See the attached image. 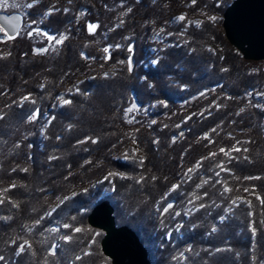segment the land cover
Instances as JSON below:
<instances>
[{
  "label": "trees",
  "instance_id": "1",
  "mask_svg": "<svg viewBox=\"0 0 264 264\" xmlns=\"http://www.w3.org/2000/svg\"><path fill=\"white\" fill-rule=\"evenodd\" d=\"M97 1L73 0L70 11L63 12L60 6L47 18L42 16L52 7L50 0L33 7L37 20L42 19L41 27L55 35H67L54 53L39 52L32 41L18 36L0 43V187L10 189L3 192L4 203L0 204V256L5 257L0 264H111L99 246L102 232L94 240V255L77 259L73 250H57L50 255L42 232L54 214L43 217L34 233L27 236L30 249L26 247L15 255L7 245L25 223L39 218L55 197L103 174L106 166L101 167V161L109 162L124 176L112 175L98 189L67 199L60 209L68 222L72 223L80 209L88 207L89 212L97 202L108 199L116 223L137 233L152 264H171L169 257L180 250L188 253L184 264H264V224L260 223L264 221V204L255 197L249 208H235L239 217L233 214L225 223H216L214 233L210 226L216 216L205 217V208L188 219L179 218L183 222L181 237L173 235L156 247L158 258L152 251L160 234L153 216L158 213L157 206L168 186L178 180L180 165L190 163L203 150L229 148L236 140L241 141L240 154L228 162L232 189L241 183L251 184L264 199V97L256 94L264 90V66L244 59L228 42L221 19L216 23L203 20L199 26L179 23L176 30L180 29L182 35H176L172 45L163 44L158 63H140L150 32L146 24L160 23L180 0H132L131 11L106 39L122 45L104 60L105 55L88 30L89 23H99L103 12ZM231 2L195 0L193 6L222 16ZM91 56L105 66L116 64L118 69L107 77L102 70L96 71L78 85V91L70 96L71 104L54 105L50 122L40 136L42 115L52 94L83 72L85 57ZM129 56L133 62L131 73L127 63H118ZM25 95H30L35 104L24 102L21 106L20 98ZM159 100L165 105L150 112L149 106ZM132 102L138 110L129 114L128 118L134 120L128 123L124 110ZM202 107H209L205 114H192L182 126H175L185 113ZM34 109L40 110V116L29 122L26 117ZM153 118L158 122L152 123ZM129 130L134 132L132 139L141 158L112 160L110 148L126 139ZM204 133L210 135L212 143L205 138L196 142ZM207 165L199 172L204 174ZM119 204L124 214H120ZM88 212L80 215L79 223L85 226ZM250 225L257 228L255 236ZM151 235L153 240L149 239ZM89 236L93 238L87 230L83 239L76 237L71 247H86Z\"/></svg>",
  "mask_w": 264,
  "mask_h": 264
},
{
  "label": "rangeland",
  "instance_id": "2",
  "mask_svg": "<svg viewBox=\"0 0 264 264\" xmlns=\"http://www.w3.org/2000/svg\"><path fill=\"white\" fill-rule=\"evenodd\" d=\"M69 3V0H50V7L49 9H46L43 14V18H47L49 15H45L50 9L52 12L57 11L60 6L63 7V12H67L71 10L70 5L72 4ZM137 2L138 0H133ZM31 0H8V7L6 8H0V11L6 14L10 13H18L22 17V24L19 28L20 30V35L18 37L20 38H26L27 41H32L34 45L36 46L35 48L37 50L39 49H47L45 52H53L61 45H57L54 42L49 43L45 37L43 36H37V35H32L29 36L27 33L34 29V28H39V29H44L41 27L42 19L37 20V10L31 8H27L24 5L26 3H30ZM14 3H18L21 6L20 7H12ZM47 3V0H40V2L37 4H42L45 5ZM194 3L195 0H180L178 2V5H176V8L174 11H172L165 19H163L160 23H156L154 21H149L146 25L149 27V34L146 39V47L144 50V56L143 60L140 63H143L145 66L148 64H152V60H157L160 50L163 48V44L167 45H172L174 42L176 35L181 36L182 33L180 34L177 26L179 23L184 21V26H199L200 23L203 20H209L214 23L217 22V20L222 19L221 15L213 14V13H208L207 11H204L202 9H195L194 8ZM98 6L102 7V15H100V20L98 23V27L92 32V37H94V42L99 45V50L103 52L104 60H107L105 57H108L109 53H105L103 49L106 46H111L110 50H113L114 48H117V45L122 44H117L113 45L112 43L107 42V36L108 34L114 30L115 28H119L121 26V23L123 22V18L125 14L128 12V9L131 8L132 5V0H98L97 1ZM36 5V6H37ZM67 9V11H65ZM99 10V9H98ZM185 16V20L180 21L176 19L180 15ZM214 18V19H213ZM36 21L35 24L32 23V21ZM199 22V23H197ZM169 27V28H168ZM222 28V26H221ZM46 30L49 34H52L49 29H44ZM184 31V29H181ZM223 31V29H222ZM64 36H67L66 34H63ZM224 35V33H223ZM225 37V36H224ZM169 38H172V41H168ZM174 39V40H173ZM87 60V66L83 72H79L78 75H76L72 81L65 82L62 85H60L55 92L52 94V100L50 103L47 105L48 108H46V111L42 115V128L40 129V136H43V132L45 127L49 124V121L51 119V114L50 110L53 108L54 105H63L60 100L57 99V97H63L64 99H70V96L74 94L76 91H78V85L83 82L84 80H88L92 78L95 74L96 71L102 70V73H108V75L112 74L113 71L118 69V66L116 64H111L105 66L103 63H100L98 61L99 59H95L94 56L86 58ZM256 61V60H253ZM257 63L260 65L264 66V60H258ZM264 93V90L261 92ZM259 97L264 95H258ZM260 97V98H261ZM164 102L162 101H155L149 106V111L154 112L157 109H160L164 106ZM209 107H202L198 110L191 111L185 113L183 116L182 121L176 122L175 126H182L184 122H186L192 114H196L199 116V114H205L207 112ZM155 121L156 123L158 122L157 119H152L151 122L153 123ZM207 135L208 139V144H210L209 141H212L210 135L208 133H204L201 139H198L196 142L203 140L205 136ZM133 136L134 132L132 133V130H129L127 134L125 135L124 140H122L117 146H114L110 148V158L114 161H120V162H126L130 160H138L141 158L142 154L138 150V147L136 144L133 142ZM206 139V138H205ZM239 140H236L235 143L227 148L225 147H210L207 150H203L201 155L197 157L196 159L192 160L190 163L188 161H184L180 165V169L178 172V180L172 184H170L167 188L166 193L162 197L159 205L157 206L156 209H158V213L154 212V218H156L158 221L157 222V230H159L160 234L157 235L159 238L157 242L155 241L154 245L152 246V251L155 254V258L159 256L158 249L160 248L161 244L169 240L173 235L177 237H181V229H182V221H179L181 218L182 219H188L195 211L199 210H204L202 214L207 217L208 215H215L216 219L215 222L212 223L210 226V232L213 226H216V223H225L229 218H232L233 214L236 215L237 217V211L236 207H246L249 208L251 206V201L252 197H259V192L256 190V187L251 184H246V183H241L239 185H236L234 189H232L231 180L232 178L229 176L232 171L230 172L227 171H220V168L217 167L218 164H220L221 161H223L224 167L228 169V162L229 158L226 157L223 153L220 152L221 148H224L226 151L229 149H232L233 146L240 148L241 147V141L237 143ZM241 152V151H239ZM239 152L232 151L231 156L234 158L237 156V154H240ZM108 153V154H109ZM210 153H217L216 156L211 157L209 159L203 160L202 164L197 167V162L201 161V158L203 157H209ZM232 158V159H233ZM207 162V168L205 169L206 172L200 173L199 170L205 165ZM99 164L106 166V169L103 171V174H101L98 178L88 181L85 184H82L79 187L72 188L69 192L65 193L64 195H59L54 198V200L47 205V208L44 209L43 214L37 218L33 219L32 221H29L25 223L22 228H20L19 233H16L15 235L12 236V238L7 242V245L11 247V250L13 248V253L16 255L19 245L22 244L25 240L28 241L27 236L31 234L32 232L38 228V226L41 224H36L35 222L37 220H42V218H49L53 214V216L50 218V222L47 225V227L44 229L42 232V236L45 238V243H47V248L51 249L53 245L56 246L55 253L57 250L60 251H69L73 250L72 252H76L77 257L85 256V255H94V240L98 236L100 231L97 228H93L89 225H83L82 223H79L80 221V215H83L84 213L88 212V207L87 208H82L79 210L77 215L73 217V221L68 222L67 217L65 214V211L63 212L60 207L61 205L67 200L64 199L65 197H68V199L73 198L74 196L85 192L86 190L92 189L96 190L98 189V185L103 183L105 181V178L110 177L112 175H116L119 177H122L123 173L120 171H116L115 169H112V164L106 161H101ZM111 166V167H110ZM189 169H192L191 172H189ZM220 172L219 176H216V173ZM112 175H109V174ZM195 177V181L191 183V180ZM250 179L252 177H249ZM204 181H207L205 183ZM217 181H220L221 183H217ZM226 182L227 186L231 189V192L225 193L223 188H224V183ZM200 185V187H197V185ZM245 184V185H244ZM174 185H179L178 188H176L174 191L171 189L173 188ZM106 188V187H105ZM247 188L249 189V192H245L244 189ZM6 189V187L2 188L0 187V199L3 196V192ZM107 189V188H106ZM105 189V190H106ZM207 193L205 196L204 193ZM75 193V195H73ZM169 195H171L169 197ZM167 196V197H166ZM166 197V198H165ZM197 197H199L197 199ZM101 196L97 198L99 200ZM173 199L168 201V199ZM239 198V199H237ZM233 199H237V203L233 204L231 201ZM189 201H192V203H189ZM167 203H172L174 207L169 210L168 213L164 214V216L161 218V208L163 209L164 206H166ZM200 204H204V208H200ZM119 212L120 214H124L123 210V205L119 204ZM161 206V208H160ZM163 206V207H162ZM114 208V207H113ZM59 210H61L60 213ZM157 211V210H156ZM179 212L180 215L176 216L175 213ZM248 211V215H249ZM46 213H51V215H46ZM55 214H58L55 216ZM220 216L227 217L226 220L221 222L219 220ZM116 221V220H115ZM183 223V222H182ZM64 224L70 225L69 228H64L62 227ZM81 228V232H74L72 229L74 228ZM52 229H59L58 231H53ZM91 229H96L94 232L91 231ZM89 231V233L92 235L89 236L88 241L86 242V247L84 246L83 248L81 246H77L72 248L71 243L77 239L76 237L82 238V235H85L86 231ZM158 232V233H159ZM103 233V232H102ZM80 235V236H79ZM87 235L88 232H87ZM64 236H70L71 240L70 241H65L62 239ZM149 239L153 240V235H151V238ZM15 241V243H13ZM14 247L15 250H14ZM27 247V246H26ZM159 247V248H156ZM7 252L8 250L5 249ZM78 251H81L78 252ZM6 252V253H7ZM181 253H183V257H181ZM109 259V258H108ZM188 259V253L181 251L177 254H174V256L169 257L170 262H173L171 264H184ZM96 264H104V263H96Z\"/></svg>",
  "mask_w": 264,
  "mask_h": 264
},
{
  "label": "water",
  "instance_id": "3",
  "mask_svg": "<svg viewBox=\"0 0 264 264\" xmlns=\"http://www.w3.org/2000/svg\"><path fill=\"white\" fill-rule=\"evenodd\" d=\"M21 24L20 14L0 11V26L7 32ZM221 26L225 38L244 59L264 60V0H232L223 11ZM86 217L89 226L103 232L99 246L111 264H152L137 233L116 223L108 199L97 202Z\"/></svg>",
  "mask_w": 264,
  "mask_h": 264
},
{
  "label": "snow or ice",
  "instance_id": "4",
  "mask_svg": "<svg viewBox=\"0 0 264 264\" xmlns=\"http://www.w3.org/2000/svg\"><path fill=\"white\" fill-rule=\"evenodd\" d=\"M39 2H40V0H31L30 3H26L24 6L27 7V8H29V9H31L35 5H37ZM69 3H71V0H69ZM8 6H9L8 5V0H0V8H6ZM20 6L21 5L18 4V3H14L12 5V7H17V8L20 7ZM51 11L52 10L50 9L47 13H45V15H51ZM65 11H67V9H65ZM128 11H131V9H128ZM176 19H178L180 21H183V20H185V16L182 14L179 17H177ZM32 23L35 24L36 21L33 20ZM197 23H199V22H197ZM98 26H99L98 24L89 23L88 24V30H89V32L92 33ZM18 35H20V30L18 28L13 27L12 33H9V32H7L4 29L3 26H0V43H6L8 41L14 40ZM27 35H29V36H32V35L43 36V37L46 38V40L49 43H53L54 42L57 45L63 43V41L65 39H67V37L64 36L63 34H59V35L49 34L46 30L39 29V28H34V29L30 30L27 33ZM110 47L111 46H106L103 49V51L105 53H109ZM116 47H120V45H117ZM37 51H39V52H45V51H47V49H39ZM128 51L131 53L132 48L129 47ZM85 58H88V57H85ZM105 58L107 59V58H110V57H105ZM118 63H120V64L127 63V71L129 73H131L133 71V62H132L131 56H129V58L127 59V61L121 60ZM151 63L155 64V63H158V61L157 60H152ZM104 76L107 77L108 76V73H104ZM256 94L257 95H264V93H256ZM201 95H203V93H201ZM248 95L251 96L252 93H248ZM57 99L60 100L63 105H68V104H71L72 103V101L70 99H64L63 97H57ZM24 102H31V103L35 104V101L31 99L30 95H25V96H22L20 98V104H21V106H23ZM136 110H138V105L135 102H132L131 103V106L128 107V108H126L124 110L125 117L127 118V122L128 123H132L133 120H134V117L128 118L129 117V114L130 113H133ZM240 111L243 112L244 109L242 108V109H240ZM39 116H40V110L39 109H34L29 115H27L26 120L29 121V122H34V121L38 120ZM0 119H3V114H0ZM153 123H155V121H153ZM69 127H71V126H69ZM213 131H215V129H213ZM205 138L207 139V135L205 136ZM57 139H59V137H57ZM82 142L83 141H80V143H82ZM93 142H95V141H93ZM209 142L212 143V141H209ZM237 143H239V141ZM240 150H241L240 148L233 146L232 149H229L227 151L224 148H221L220 149V152L223 153L226 157H228L229 158V162H231V159L233 158L231 156V152L232 151L239 152ZM244 151H247V149H244ZM216 155H217V153H210L209 154V157H203V158H201V161H198L197 162V167H199L202 164L203 160L209 159V158L214 157ZM54 158L55 157H50V159H54ZM217 167L220 168V171L230 172V169H227L226 167H224L223 161H221L220 164L217 165ZM23 171H27V169H23ZM191 171H192V169H189V172H191ZM109 175H112V174L110 173ZM219 175H220V172H217L216 173V176H219ZM106 179H107V177H106ZM245 179H250V178H247L246 177ZM204 182L207 183V181H204ZM217 183H221V182L220 181H217ZM10 187H15V185H12ZM178 187H179V185H174L171 190L174 191ZM197 187H200V185L198 184ZM9 190L10 189H5L4 191H9ZM223 190H224L225 193L231 192V189L227 186L226 182L224 183ZM244 191L245 192H249V189L245 188ZM73 195H75V193H73ZM204 195L206 196L207 193L205 192ZM198 198L199 197H197V199ZM64 199H68V197H65ZM237 199H239V198H237ZM237 199H233L231 201V203L236 204L237 203ZM257 199H259L261 201V203L264 204V199H262L260 197H257ZM2 203H4V200L3 199H0V204H2ZM189 203H192V201H189ZM173 207H174V205L172 203H167L166 206L163 207V209L161 211V215H164V214L168 213L169 210L172 209ZM204 207H205L204 204H200V208H204ZM46 215H51V213H46ZM175 215L176 216H179L180 213L177 212V213H175ZM249 215H251V213H249ZM226 219H227V217H224V216H220L219 217V220L221 222H223ZM35 223L36 224H40L41 223V220H37ZM260 223L261 224H264V221H261ZM62 227L69 228L70 225L64 224ZM52 230L53 231H58L59 229H52ZM72 230L74 232H77V233L82 231V229L81 228H78V227L77 228H74ZM211 231L214 233V232L217 231V228L215 226H213L212 229H211ZM250 231H251V234L253 236H255L256 233H257V228L255 226L250 225ZM62 239L67 242V241H70L71 240V237L70 236H64V237H62ZM13 243H15V241H13ZM26 246L29 249L31 248V244L27 240H25L22 244L19 245V248H18V251H17V255L23 253L26 250ZM55 249H56V246L53 245L52 248L49 250V254L50 255H55ZM183 255L184 254L181 253V257H183ZM4 259H5V257L0 256V261H3ZM77 259H80V257H77Z\"/></svg>",
  "mask_w": 264,
  "mask_h": 264
}]
</instances>
